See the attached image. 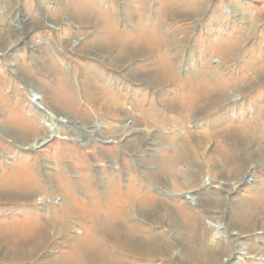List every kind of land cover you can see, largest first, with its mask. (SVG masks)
I'll use <instances>...</instances> for the list:
<instances>
[{
	"label": "rangeland",
	"instance_id": "374dc122",
	"mask_svg": "<svg viewBox=\"0 0 264 264\" xmlns=\"http://www.w3.org/2000/svg\"><path fill=\"white\" fill-rule=\"evenodd\" d=\"M60 261L264 264V0H0V264Z\"/></svg>",
	"mask_w": 264,
	"mask_h": 264
},
{
	"label": "bare ground",
	"instance_id": "6f19581e",
	"mask_svg": "<svg viewBox=\"0 0 264 264\" xmlns=\"http://www.w3.org/2000/svg\"><path fill=\"white\" fill-rule=\"evenodd\" d=\"M198 222V219L196 217H189L187 219V223H188V226L190 228H194L196 227V224ZM216 223V222H215ZM247 222H242L239 223V224H234V226L238 227L240 226L241 229H245L248 227V223L246 224ZM216 224H219V223H216ZM215 226V224H214ZM126 229V235L124 236V238L121 240L125 246H127V248L129 249H132L134 251H137V252H143V253H148V254H154V253H157V252H161L165 249V245L159 240V239H155V238H152V237H142V236H139L137 235V227L136 226H129ZM34 228H26L24 230H18L16 229V227H12L11 228V234L13 236H16V235H19V234H22V235H25V234H31L33 232ZM211 231L213 232L212 234L215 236L217 233H219L218 229L213 227L211 229ZM110 235L112 236V238H114L116 240V235L114 232H111ZM16 245L17 247H21V250L24 251V252H27L28 254L31 253V251L34 249V248H30L29 250H26L23 248L25 247V239H19L18 241H16ZM211 247L209 246H200V248L196 249V251H191L189 249L186 248L187 250V254L189 255L190 258H199L201 256L205 257L206 259L208 260H214L215 258H219V254L218 252H214L212 253L211 252ZM59 264H67L64 262H61ZM219 264V263H218Z\"/></svg>",
	"mask_w": 264,
	"mask_h": 264
}]
</instances>
